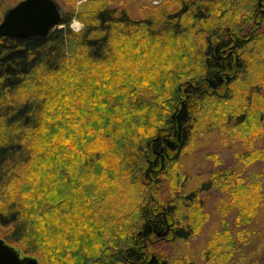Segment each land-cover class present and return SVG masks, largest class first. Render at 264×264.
Masks as SVG:
<instances>
[{"label":"trees","instance_id":"16d2710c","mask_svg":"<svg viewBox=\"0 0 264 264\" xmlns=\"http://www.w3.org/2000/svg\"><path fill=\"white\" fill-rule=\"evenodd\" d=\"M127 1L57 0L47 35H0V237L39 264H173L152 243L200 231L206 190L237 223L264 206L236 169L182 172L216 130L264 159V0Z\"/></svg>","mask_w":264,"mask_h":264},{"label":"rangeland","instance_id":"374dc122","mask_svg":"<svg viewBox=\"0 0 264 264\" xmlns=\"http://www.w3.org/2000/svg\"><path fill=\"white\" fill-rule=\"evenodd\" d=\"M17 1L19 0H1L2 14ZM150 2L151 0H129L127 6L130 13L137 17L141 6ZM72 22V29L81 28ZM241 146L240 141H231L224 131L216 130L207 135H199L183 157L182 172L190 174L194 182L209 171L236 169L243 183L256 185L264 194V159H257L249 165L241 164L236 154ZM256 146L264 149V136L256 140ZM251 193L253 192L247 191V198ZM201 196L206 219L200 231L185 240H158L152 243V250L173 264H256L254 259L264 252V206L251 220L237 223L234 212L221 216L217 209L219 198L223 196L221 189L206 190ZM224 231H228L230 236L225 235ZM1 232L0 227V234Z\"/></svg>","mask_w":264,"mask_h":264},{"label":"water","instance_id":"95a60500","mask_svg":"<svg viewBox=\"0 0 264 264\" xmlns=\"http://www.w3.org/2000/svg\"><path fill=\"white\" fill-rule=\"evenodd\" d=\"M61 15L57 0H19L3 12L0 35L45 36L59 25ZM0 264H39V261L34 256L21 255L18 249L0 237Z\"/></svg>","mask_w":264,"mask_h":264},{"label":"clouds","instance_id":"9594fccd","mask_svg":"<svg viewBox=\"0 0 264 264\" xmlns=\"http://www.w3.org/2000/svg\"><path fill=\"white\" fill-rule=\"evenodd\" d=\"M74 25H78L79 27H83V25L82 24H80V22L79 21H77V20H73V22H72Z\"/></svg>","mask_w":264,"mask_h":264}]
</instances>
